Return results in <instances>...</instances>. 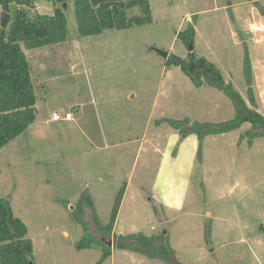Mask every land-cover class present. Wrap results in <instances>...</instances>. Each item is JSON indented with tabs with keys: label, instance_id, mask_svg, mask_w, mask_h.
I'll use <instances>...</instances> for the list:
<instances>
[{
	"label": "rangeland",
	"instance_id": "rangeland-1",
	"mask_svg": "<svg viewBox=\"0 0 264 264\" xmlns=\"http://www.w3.org/2000/svg\"><path fill=\"white\" fill-rule=\"evenodd\" d=\"M149 1L153 23L81 36L74 2L67 0L68 39L42 48L48 53L38 65L28 49L36 119L0 148V196L9 198L27 223L37 249L35 264H264V138L253 144L241 139L250 126L246 122L207 135L199 150L197 134L157 121L234 116V102L222 90L196 87L159 52L187 58L189 45L176 31L193 14L195 52L220 67L248 102L243 57L249 50L255 97L264 113V33L250 32L252 22L264 21V0ZM32 2L31 13L54 12L52 0ZM16 7L9 5L7 26ZM128 14L140 15L141 9L129 8ZM67 109L75 113L74 121L46 122L53 111ZM125 183L128 195L116 235L165 232L173 248L170 260L120 248L102 259L100 246L76 247L83 235L73 217L81 190L89 189L105 226ZM85 219L100 237L87 207Z\"/></svg>",
	"mask_w": 264,
	"mask_h": 264
},
{
	"label": "trees",
	"instance_id": "trees-1",
	"mask_svg": "<svg viewBox=\"0 0 264 264\" xmlns=\"http://www.w3.org/2000/svg\"><path fill=\"white\" fill-rule=\"evenodd\" d=\"M17 3L15 16L10 26L0 31V148L25 132L36 119L37 94L32 79V67L26 49L57 44L68 39V20L65 14L67 0H52V14L31 13L32 0H0V9L9 11L11 3ZM75 18L81 36L102 34L108 30H122L135 25L151 24L154 21L149 0H73ZM61 3V6H57ZM140 7L141 14L130 16L128 9ZM27 8V9H26ZM2 12V11H1ZM196 14L177 35L188 45L196 36ZM8 29V31H6ZM169 65H177L188 75L196 87L211 85L229 96L235 106L234 116L221 121H199L186 117L174 119L161 117L157 121L167 122L182 134H197L199 150L207 135L221 134L239 129L246 122L241 139L247 138L253 144L255 138L264 137V114L258 110L254 92L252 59L245 50L243 74L247 85L246 98L227 82L223 72L206 56H199L195 50L187 58L169 54ZM126 190V183L118 191L110 222L100 224L92 195L89 189H82L75 205L74 219L81 224L83 235L77 241L78 249L100 246L102 259L111 256L113 248L131 249L145 253L151 258L164 257L170 260V239L165 232L160 235H147L144 232L113 235L114 226ZM90 208L100 237L91 232V226L85 219V209ZM28 225L14 213L11 201L0 196V264H35V247L28 236ZM212 233L211 226L206 227V235ZM110 241L113 243L110 244ZM167 243L168 246H165Z\"/></svg>",
	"mask_w": 264,
	"mask_h": 264
},
{
	"label": "crops",
	"instance_id": "crops-1",
	"mask_svg": "<svg viewBox=\"0 0 264 264\" xmlns=\"http://www.w3.org/2000/svg\"><path fill=\"white\" fill-rule=\"evenodd\" d=\"M256 2V1H255ZM256 3H258V2H256ZM194 15V14H193ZM192 15V16H193ZM231 18L233 19V21H236L237 20V17H236V15L234 14V12H231ZM190 19V16H187L186 17V20L183 22V26L181 27L182 29L185 27V24L187 23V21ZM257 22H252L251 24H250V32L251 33H254L255 34V36L257 35V34H261V33H264V31H262V32H255V31H253V29H252V26L254 25V24H256ZM261 23L263 24V26H264V21H261ZM178 33V31H176V34ZM197 35H198V27H197V25H196V36L195 37H197ZM45 46H42V47H39V48H34V49H32L33 51H32V54H34V59H35V63L38 65V63L40 64L41 63V59H42V56L44 55V54H46V53H48L47 51H43V49L42 48H44ZM196 48V47H195ZM190 52V51H189ZM26 53H27V56H28V58H29V54H28V49H26ZM170 54V53H169ZM197 54V53H196ZM251 56V55H250ZM243 60H244V57H243ZM29 61H30V63H31V58H29ZM213 62V61H212ZM31 67H32V64H31ZM252 67H253V65H252ZM223 72V71H222ZM253 73H254V71H253ZM223 76H224V74H223ZM225 78V77H224ZM227 80V79H226ZM247 86V85H246ZM216 88V87H215ZM257 104H258V107H260L259 106V102H257ZM77 105H72V106H70V108H75L76 110H77V112H79L78 111V109L79 108H77L76 107ZM70 110V109H69ZM68 109L67 110H64L63 112H66V111H69ZM259 110V109H258ZM263 110V109H262ZM260 111V110H259ZM264 111V110H263ZM54 112V111H53ZM235 113V112H234ZM263 113V112H262ZM52 114V113H51ZM264 114V113H263ZM74 115H75V113H74ZM233 117V116H232ZM231 117V118H232ZM230 119V118H229ZM75 120V116H74V119H72V120H66V119H61V120H53L52 118H51V116H48L47 117V120H46V122L47 123H49V122H58V121H63V122H69V121H74ZM250 126H247L245 129H247V128H249ZM264 138V137H263ZM143 148H144V145H142V146H140V148H139V152L142 154L144 151H143ZM163 177V176H162ZM128 188H129V185H128V183H126V190H125V194H124V197H123V201H122V204H121V207H120V210H119V212H118V216H117V219L119 218V216H120V214H121V212H122V209H123V206H124V204H125V201H126V198H127V195H128ZM82 191V190H81ZM163 194H168L167 192H164ZM163 200L165 201V205L167 206V207H169L170 206V204H171V201H170V199H169V197H168V195H164L163 196ZM18 216V215H17ZM20 217V216H19ZM21 218V217H20ZM117 219H116V222H117ZM27 224V223H26ZM29 229V228H28ZM29 233V232H28ZM113 234H116V232H115V230H113ZM33 240V239H32ZM34 242V241H33ZM34 247H35V255H36V246H35V243H34ZM114 254H115V248L113 249V251H112V254H111V256L110 257H113L114 256Z\"/></svg>",
	"mask_w": 264,
	"mask_h": 264
},
{
	"label": "built area",
	"instance_id": "built-area-1",
	"mask_svg": "<svg viewBox=\"0 0 264 264\" xmlns=\"http://www.w3.org/2000/svg\"><path fill=\"white\" fill-rule=\"evenodd\" d=\"M252 29L255 32H262V31H264V26H263V24L256 23L252 26ZM51 118L53 120H61V119L72 120V119H74V113H73V110H69V111H66L63 113H61L59 111H54L51 114Z\"/></svg>",
	"mask_w": 264,
	"mask_h": 264
},
{
	"label": "water",
	"instance_id": "water-1",
	"mask_svg": "<svg viewBox=\"0 0 264 264\" xmlns=\"http://www.w3.org/2000/svg\"><path fill=\"white\" fill-rule=\"evenodd\" d=\"M64 6H66V3L64 4ZM10 19H11L10 14L6 10H2V12H1V26L2 27H6L9 24ZM193 44H194L193 42H191L189 44V51L194 50V45ZM159 52L164 57H168L169 56V52H167V51L160 50ZM110 243H112V242H110Z\"/></svg>",
	"mask_w": 264,
	"mask_h": 264
}]
</instances>
